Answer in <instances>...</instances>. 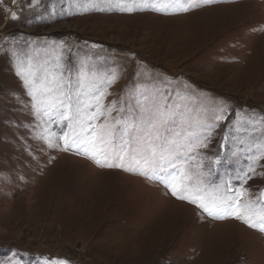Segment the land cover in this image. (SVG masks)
<instances>
[{"label": "rangeland", "instance_id": "obj_1", "mask_svg": "<svg viewBox=\"0 0 264 264\" xmlns=\"http://www.w3.org/2000/svg\"><path fill=\"white\" fill-rule=\"evenodd\" d=\"M135 2L128 12L119 8L133 0H0V264H264L258 228L207 217L153 180L40 138L46 128L70 129L37 119L17 64L51 66L56 55L65 65L87 59L102 75L117 72L105 105L119 108L134 83L157 74L187 84L201 106L226 105L234 119L245 110L264 114V0H218L186 12ZM226 132L220 124L190 161L202 163L206 187H239L247 169ZM256 172L242 199L264 208V160Z\"/></svg>", "mask_w": 264, "mask_h": 264}, {"label": "snow or ice", "instance_id": "obj_2", "mask_svg": "<svg viewBox=\"0 0 264 264\" xmlns=\"http://www.w3.org/2000/svg\"><path fill=\"white\" fill-rule=\"evenodd\" d=\"M38 2L33 0L34 4ZM141 2L156 12L170 8L186 12L218 0H187V7L182 0ZM138 7L133 0L131 6L124 5L119 10L131 12ZM10 19H18L16 12L11 13ZM63 59L56 55L51 66L48 60L41 63L29 59L27 67L23 61L17 64V75L35 102L37 119L47 117L46 125L66 123L70 129L60 135L46 128L40 138L48 148H59V143L53 141H62L63 148L59 150L71 148L97 166L119 168L153 180L174 198L195 205L207 217L234 218L264 232V208L242 199L247 192L243 185L257 175L259 161L264 160V114L257 116L255 110H245L244 118L234 119L238 113H230L226 105L201 106L199 97L187 84L173 86L169 77L157 74L134 83L126 97H121L119 108L117 101L105 105L103 100L109 93L104 88L119 79L117 72L102 75L87 59L78 65L71 61L65 65ZM248 111L253 115L249 116ZM222 123L230 128L224 140L236 141L235 146L248 165L236 177L239 187L225 184L209 188L202 178V163L192 165L190 161L208 147L213 131ZM98 157H103V161ZM48 264L68 262L57 259Z\"/></svg>", "mask_w": 264, "mask_h": 264}]
</instances>
